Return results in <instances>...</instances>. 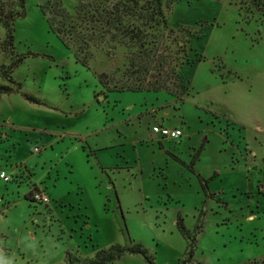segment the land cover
Instances as JSON below:
<instances>
[{
    "label": "rangeland",
    "instance_id": "1",
    "mask_svg": "<svg viewBox=\"0 0 264 264\" xmlns=\"http://www.w3.org/2000/svg\"><path fill=\"white\" fill-rule=\"evenodd\" d=\"M25 1L16 46L39 55L14 76L42 105L0 97V264H67L68 251L115 244H140L156 264H264V15L247 20L243 0H179L166 15L182 36L213 24L190 41L182 92L112 91L98 76L122 80L128 50L97 49L84 66L48 30L45 0ZM161 124L184 133L153 137ZM178 215L192 232L203 222L192 247ZM113 264L150 262L125 252Z\"/></svg>",
    "mask_w": 264,
    "mask_h": 264
},
{
    "label": "trees",
    "instance_id": "2",
    "mask_svg": "<svg viewBox=\"0 0 264 264\" xmlns=\"http://www.w3.org/2000/svg\"><path fill=\"white\" fill-rule=\"evenodd\" d=\"M178 1L45 0L40 5V12L47 23L48 30L54 32L68 49H72L76 61L84 66H87L94 58L97 49L106 48L108 51L121 46V49L128 50L123 64L122 80L117 81L114 77L110 79L105 72L98 76L104 88L112 85L110 89L112 91H157L160 89L170 91L172 86L181 93L185 84L179 73L180 69L197 62L191 56L190 52L194 49L189 45L190 41L192 38L202 37L204 31L213 24L203 21L199 29L190 30L192 35L189 39L182 36L181 26L171 27L166 15V11ZM241 4H246L247 7ZM241 4L239 9L246 17H249L246 18L247 20H261L264 15V0H243ZM26 15L25 0H0V28L4 32L0 42V54L2 52L7 54L9 61L0 64V97L19 93L29 102L41 104V101L23 91V82L14 76V72L27 59L39 55L30 49L20 51L16 46L18 22ZM200 56L198 61L203 59ZM164 68H169L165 78L162 77ZM172 79L176 81L173 82ZM154 135L171 140L178 138ZM182 135L183 133L180 136ZM160 146L162 147V144ZM86 147L90 148L82 144L84 151ZM201 149L203 144L193 155V162L198 159ZM93 152L95 154V150ZM165 152L171 154L167 149ZM201 181L204 191H207L208 180L201 179ZM35 191H38V188H35ZM35 191L30 190L26 199L35 201L32 197ZM202 224L203 222L199 219L192 232L186 228L180 215L176 220L177 230L190 243V247L196 240V234L201 231ZM125 252L141 254L150 264H156L154 256L140 244L128 247L120 244L111 245L100 249L93 257L84 259L68 251L64 259L67 264H113Z\"/></svg>",
    "mask_w": 264,
    "mask_h": 264
},
{
    "label": "built area",
    "instance_id": "3",
    "mask_svg": "<svg viewBox=\"0 0 264 264\" xmlns=\"http://www.w3.org/2000/svg\"><path fill=\"white\" fill-rule=\"evenodd\" d=\"M152 132L154 134L160 135L162 137H167V138H176L179 137L182 134V130L180 128H169L164 125H153L152 126ZM1 178L8 180V177L5 175V173H1ZM33 199L35 201H48V198L44 196L40 192H34L32 195Z\"/></svg>",
    "mask_w": 264,
    "mask_h": 264
},
{
    "label": "crops",
    "instance_id": "4",
    "mask_svg": "<svg viewBox=\"0 0 264 264\" xmlns=\"http://www.w3.org/2000/svg\"><path fill=\"white\" fill-rule=\"evenodd\" d=\"M162 125H163V124H162ZM175 127H176V128H180V127H178L177 125H175V126H172L171 128H175ZM180 129H181V128H180ZM181 130H182V129H181ZM182 133H184V132H183V130H182ZM152 136H153V137H155V135H154V134H152Z\"/></svg>",
    "mask_w": 264,
    "mask_h": 264
}]
</instances>
